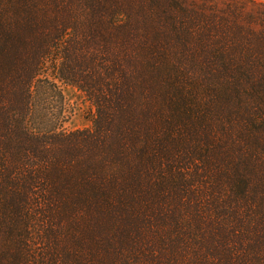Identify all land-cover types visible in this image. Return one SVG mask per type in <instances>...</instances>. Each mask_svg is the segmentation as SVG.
<instances>
[{
  "label": "trees",
  "instance_id": "obj_1",
  "mask_svg": "<svg viewBox=\"0 0 264 264\" xmlns=\"http://www.w3.org/2000/svg\"><path fill=\"white\" fill-rule=\"evenodd\" d=\"M0 264H264V0H0Z\"/></svg>",
  "mask_w": 264,
  "mask_h": 264
},
{
  "label": "rangeland",
  "instance_id": "obj_2",
  "mask_svg": "<svg viewBox=\"0 0 264 264\" xmlns=\"http://www.w3.org/2000/svg\"><path fill=\"white\" fill-rule=\"evenodd\" d=\"M46 75L50 79L52 78L50 71H47ZM53 82L62 96V117L64 122L60 126V130L73 132L90 128L94 116V108L84 94L75 87L66 85L58 79H54ZM53 111L55 113V110Z\"/></svg>",
  "mask_w": 264,
  "mask_h": 264
}]
</instances>
